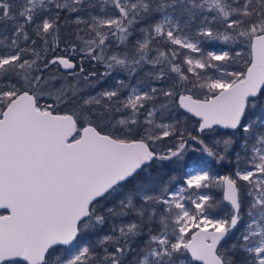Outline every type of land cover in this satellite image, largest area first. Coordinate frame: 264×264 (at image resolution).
<instances>
[{
	"label": "snow or ice",
	"instance_id": "obj_1",
	"mask_svg": "<svg viewBox=\"0 0 264 264\" xmlns=\"http://www.w3.org/2000/svg\"><path fill=\"white\" fill-rule=\"evenodd\" d=\"M0 264H264V0H0Z\"/></svg>",
	"mask_w": 264,
	"mask_h": 264
},
{
	"label": "trees",
	"instance_id": "obj_2",
	"mask_svg": "<svg viewBox=\"0 0 264 264\" xmlns=\"http://www.w3.org/2000/svg\"><path fill=\"white\" fill-rule=\"evenodd\" d=\"M61 47H63V45H61ZM85 68L87 70H91V66L88 65L87 63L85 64ZM99 71L102 72L103 71V68L102 67L99 68ZM192 124H194V119L189 124V129L190 130H192ZM193 134H195L194 131H193ZM163 143L165 145H167V146H171V144L173 143V140L170 139V138H166L165 141H163ZM197 155H199V154L198 153H196V154L190 153L189 154V158H191L193 156H197ZM158 164H159V162H158ZM163 169L166 172H169L170 171L174 176H176L177 178H179L183 174L184 166L182 164L164 162L163 163ZM217 195H218V197L222 198L221 197V193H219V191H217ZM101 235H103V233H101Z\"/></svg>",
	"mask_w": 264,
	"mask_h": 264
},
{
	"label": "water",
	"instance_id": "obj_3",
	"mask_svg": "<svg viewBox=\"0 0 264 264\" xmlns=\"http://www.w3.org/2000/svg\"><path fill=\"white\" fill-rule=\"evenodd\" d=\"M221 197H222V193H221Z\"/></svg>",
	"mask_w": 264,
	"mask_h": 264
}]
</instances>
